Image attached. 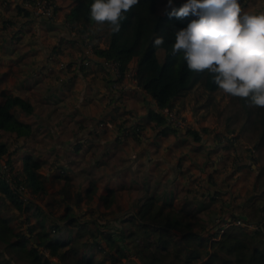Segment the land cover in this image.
Instances as JSON below:
<instances>
[{"label": "crops", "instance_id": "crops-1", "mask_svg": "<svg viewBox=\"0 0 264 264\" xmlns=\"http://www.w3.org/2000/svg\"><path fill=\"white\" fill-rule=\"evenodd\" d=\"M24 1L0 0V89L28 98L33 106L32 114L21 117L30 123L32 135L9 143L8 158L21 178L25 155L40 161L48 192L41 201L34 197L30 202L40 206L37 214H31L32 205L27 212L8 216L13 224L27 230L28 219L36 227L44 219L47 227L56 223L74 238L79 227L67 224L69 214L84 223L86 212L93 218L107 212L105 219H117L109 226L129 255L134 243L126 237L132 228L128 219L144 200L153 201L164 219L194 217L199 225L209 219L204 232L210 227L217 231L231 217H263L264 164L255 162L253 146L218 121L215 93L208 96L196 86L171 103L198 132V141L167 123L157 126L149 119L150 111H158L156 102L134 83L136 61L119 79L104 60L88 52L86 37L93 47L107 46V27L95 24L81 33L80 26L69 24L66 16L74 0H54L57 21L34 17ZM67 179L71 190L64 200L60 191ZM110 190L114 202L106 210L99 198ZM77 193L83 195L79 206ZM254 196L258 200L248 207ZM84 206L82 216L79 209ZM254 207L260 209L258 219L251 216ZM187 253L184 249L183 255ZM127 261L125 257L122 264ZM135 263L141 264L140 259Z\"/></svg>", "mask_w": 264, "mask_h": 264}, {"label": "trees", "instance_id": "trees-1", "mask_svg": "<svg viewBox=\"0 0 264 264\" xmlns=\"http://www.w3.org/2000/svg\"><path fill=\"white\" fill-rule=\"evenodd\" d=\"M159 1L140 0L138 5L125 14L126 18L121 21L118 33H113L108 23L104 22L102 26L109 29L107 46H94L93 52L101 60L118 61L123 74L136 61V85L153 98L158 106V111L149 112V119L162 127L167 120L161 110L171 107V103L187 90L199 86L214 93L220 89L208 70L203 73L190 71L182 54H172L175 32L186 28L196 19L190 15L181 19L170 18L168 13L172 9L160 13L157 9ZM93 2L94 0H74L73 7L66 16V20L73 27L80 26L81 33H86L87 26L97 24L90 18ZM24 12L27 14L26 9ZM157 37H163L164 43L154 47L153 42ZM226 96V103L215 108L218 121L225 126L228 133H236L245 143L253 146L255 162L264 164V108L249 106V101L245 98L228 94ZM32 112L33 106L28 98L14 95L7 89H0L1 159L4 156L8 158L9 143H16L20 138L32 135L30 123L21 118L22 115ZM187 133L196 141L200 139L194 129L187 130ZM4 136L7 141L3 139ZM5 161L12 176L18 178L20 173L14 171L9 158ZM41 166L40 161L31 154L25 155L22 170L24 177L17 180V184L25 185L36 198H42L48 192L47 180L40 173ZM68 181L69 179L60 191L64 200L69 198ZM113 194L110 190L100 197L104 209L112 206ZM4 199L19 213L29 211L32 205L40 210V206L33 202L25 203L0 176V202ZM75 199V204L79 206L83 195L77 193ZM256 200L257 196L252 197L247 206L250 207ZM152 209L155 211L154 202L145 200L128 219L132 228L126 233V237L133 238L134 248L131 252L139 257L141 264H264L262 232L252 233L230 226L224 230L219 240L211 241L217 232H204L205 224L199 225L193 220L194 217L184 220L168 215L164 219L161 217L162 211L156 210L153 214ZM252 212L251 216L260 218L259 208L254 207ZM107 214L103 213L98 219ZM67 217V224L78 226L79 233L74 238L54 239L51 232L60 228L58 224L52 223L47 227L44 219H41L39 227H36L28 219L29 228L24 230L22 225L12 223L0 205V264H122L128 253L119 246L115 231L94 228L92 222L79 223L70 214ZM82 233L86 235V239H92L85 242ZM178 242L183 246H178ZM184 249L188 251L186 256L183 255ZM98 253L99 257L96 256Z\"/></svg>", "mask_w": 264, "mask_h": 264}, {"label": "clouds", "instance_id": "clouds-1", "mask_svg": "<svg viewBox=\"0 0 264 264\" xmlns=\"http://www.w3.org/2000/svg\"><path fill=\"white\" fill-rule=\"evenodd\" d=\"M173 0H168L172 8ZM140 0H94L90 18L108 23L118 33L121 21ZM169 17L197 16L175 32L172 54H182L190 71L208 70L224 93L245 98L249 106L264 108V12L242 10L239 0H187ZM164 43L157 37L154 47Z\"/></svg>", "mask_w": 264, "mask_h": 264}, {"label": "built area", "instance_id": "built-area-1", "mask_svg": "<svg viewBox=\"0 0 264 264\" xmlns=\"http://www.w3.org/2000/svg\"><path fill=\"white\" fill-rule=\"evenodd\" d=\"M24 6L27 10L31 12V14L34 17L37 18H44L51 21H57L58 20V12L56 10V5L53 0H25ZM84 44L89 48L88 52L94 54L93 52V46L90 44L89 39L86 37L84 39ZM106 68L113 72L115 77L117 78H123L124 74L121 71V65L118 61L115 60H104L103 61ZM134 80L136 83V79L134 76ZM161 113L166 117L167 125L172 126L180 131H186L193 129L191 126L189 120L186 118V116L181 113L177 109L172 108H165L161 110ZM0 176L6 180L8 185L17 193L24 201L25 203H29L34 199V196L32 192L23 184H17V180H21V176L18 178L16 176H12L7 163L0 158ZM230 226H237L245 231L248 232H262L264 233V215L263 217L258 221H251L246 218H240V217H231L228 221V223L225 224L224 227L219 228L217 231H212L211 233H216L217 235L211 238V241L213 240H219L221 238V235L223 234L224 230L227 227ZM134 254H129L127 256V260H129L130 264H136L133 261L135 258ZM136 257V256H135ZM117 264V263H112Z\"/></svg>", "mask_w": 264, "mask_h": 264}, {"label": "rangeland", "instance_id": "rangeland-1", "mask_svg": "<svg viewBox=\"0 0 264 264\" xmlns=\"http://www.w3.org/2000/svg\"><path fill=\"white\" fill-rule=\"evenodd\" d=\"M54 1V0H53ZM158 2V1H157ZM55 3V2H54ZM239 3H240V6H241V8H242V10L243 11H245V12H251V13H257V14H259V13H261V12H264V0H239ZM250 3V6H248V4ZM184 3H183V1H181V0H174L173 2H172V8H176V9H179L182 5H183ZM259 4H262L263 5V7L262 6H259ZM172 8H169L168 7V0H160L159 1V4H157V9H158V11L160 12V13H164V12H166V11H168V10H171ZM191 16V18H195V19H198V17L197 16H192V15H190ZM98 28H100V27H98ZM103 30L105 29V28H102ZM102 29H100V30H102ZM100 30H98V33L100 32L101 33V35L103 36L104 35V33L102 32V31H100ZM103 33V34H102ZM2 63L0 64V70H2ZM191 90V89H190ZM201 90H203L202 89V87H201ZM203 92L204 93H206L208 96H211V92H209V91H206V90H203ZM217 96L215 97V98H212V104H213V107L215 108L218 104H220V105H224L226 102H225V93L222 91V90H218V91H216V92H214ZM185 94V93H184ZM221 106V107H222ZM4 139H5V136H4ZM12 144V143H11ZM13 154H14V156H19L18 155V150L16 151L15 150V152H14V150H13ZM19 157H21V156H19ZM18 162V161H17ZM18 163H20V162H18ZM70 190H71V186H69L68 187V190L67 191H69L70 192ZM42 197H44V196H42ZM92 197H97L95 194H93V196ZM112 197H113V195H112ZM111 197V198H112ZM44 198H46V197H44ZM37 199H39V198H37ZM40 201H41V199H39ZM99 200H100V198H99ZM143 202H145V200L143 201ZM142 202V203H143ZM1 204V209L3 208L4 209V214L6 215V216H10V217H14L18 212H16V211H14L13 210V208L9 205V204H7V201L4 199V200H2L1 202H0ZM44 205V204H43ZM134 208L135 209H137V205L136 206H134ZM81 212H79V214H81L82 216H85V215H83V214H85V210H86V207L84 206V207H81L80 209H79ZM39 210L36 208V207H32V212H31V214H37V212H38ZM56 211H59V207L56 209ZM156 211V210H155ZM155 211H153V209H152V213L154 214V212ZM83 213V214H82ZM92 214V213H91ZM18 215V214H17ZM100 216V215H99ZM98 216V217H99ZM98 217L97 218H93V215H87V212H86V220H88V221H86V223H88V222H92V223H94V222H96V224L95 225H93V227L94 228H101V229H107V230H112L113 229V227H111V226H115L116 224H115V222L117 221V219L116 218H111L110 220H107V219H105V218H101V219H99L98 221H97V219H98ZM79 219V218H78ZM82 220H84L83 218H81ZM109 224L111 225V226H109ZM204 224L205 225H207V224H209V219H207V220H205V222H204ZM87 225V224H86ZM225 226V225H224ZM223 225H222V227H224ZM213 231V228L212 227H210V229H209V232H212ZM68 232L69 231H66V230H63L62 228H58V230L56 231V232H51V235H52V237L55 239V238H59V237H61V236H65V237H68ZM88 240H90V239H92V238H87ZM86 239V240H87ZM99 240H100V238H99ZM177 245L178 246H183V244L182 243H180V242H178L177 243ZM130 255L132 254L131 252L129 253ZM136 256V257H135ZM135 256H133L136 260H139V257L137 256V255H135ZM127 264H129L128 263V261L126 262Z\"/></svg>", "mask_w": 264, "mask_h": 264}]
</instances>
